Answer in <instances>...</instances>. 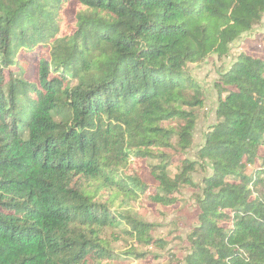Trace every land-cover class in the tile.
I'll return each mask as SVG.
<instances>
[{"label":"trees","instance_id":"obj_1","mask_svg":"<svg viewBox=\"0 0 264 264\" xmlns=\"http://www.w3.org/2000/svg\"><path fill=\"white\" fill-rule=\"evenodd\" d=\"M263 18L264 0H0V264H264V35L220 71L188 154L206 102L190 65ZM184 190L174 253L134 205Z\"/></svg>","mask_w":264,"mask_h":264},{"label":"rangeland","instance_id":"obj_2","mask_svg":"<svg viewBox=\"0 0 264 264\" xmlns=\"http://www.w3.org/2000/svg\"><path fill=\"white\" fill-rule=\"evenodd\" d=\"M70 18L73 17V10L68 11ZM264 35V18L262 24L255 26L252 33L232 44L231 54L227 57L219 59L216 55L208 58L202 64H191L190 70L193 75L204 86L206 91V102L202 109H199V119L195 129V143L188 151L190 156H193L197 147L203 142V133L208 127L216 122V107L218 105V92L214 86L219 73L227 69L234 60L235 54L240 51H251L256 54H262V37ZM252 168H249V172ZM203 172L195 174V180L200 181ZM146 177L152 179L147 173ZM182 199L179 203L173 206H156L149 204L146 199L139 200L134 208L146 220L156 223V232L162 236H168L171 239L169 248H172L174 253H181L186 246V236L190 231V225L194 222V200L191 190H184L179 195ZM149 207H146L148 206ZM118 248L126 249L123 241L116 244ZM184 251V250H183ZM161 261L148 259L145 261L131 260L127 264H157Z\"/></svg>","mask_w":264,"mask_h":264}]
</instances>
